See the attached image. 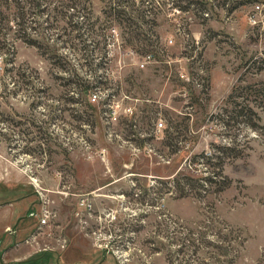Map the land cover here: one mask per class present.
Instances as JSON below:
<instances>
[{
  "label": "rangeland",
  "instance_id": "obj_1",
  "mask_svg": "<svg viewBox=\"0 0 264 264\" xmlns=\"http://www.w3.org/2000/svg\"><path fill=\"white\" fill-rule=\"evenodd\" d=\"M122 1L0 0V264H264V0Z\"/></svg>",
  "mask_w": 264,
  "mask_h": 264
},
{
  "label": "trees",
  "instance_id": "obj_2",
  "mask_svg": "<svg viewBox=\"0 0 264 264\" xmlns=\"http://www.w3.org/2000/svg\"><path fill=\"white\" fill-rule=\"evenodd\" d=\"M115 1H118L119 2V4H120V2H124V1H122V0H115ZM117 9V8H116ZM119 9V8H118ZM118 9H117V11L115 12V15H116V17L118 16V14H120V13H124L125 15H128V14H130V13H128L126 10H119L118 11ZM147 8H143V7H141L140 9H138V11L136 12V15H134L133 17H135V18H133V17H126V18H123L122 20H121V23H123V22H127V24L128 25H133V24H139V21H138V18H141L142 20H144L145 21V15H146V12H147ZM76 15V14H75ZM87 19H88V17H87ZM77 23H76V25L78 26H80V28H82V26H84V24H87V25H89V29L91 30V32H94V27H95V24H93V25H91V24H88L87 23V21L86 20H80V21H76ZM164 130V132L168 135V134H170L171 132H170V128L169 127H166L165 129H163ZM169 136V138L171 139V140H173V139H175L177 136H173L172 134H171V136L170 135H168ZM228 148H230V149H232V145H229V147ZM213 156H212V154L210 155V157L208 156L207 158H209V159H211ZM185 176V177H184ZM182 178H185L186 180H187V184H190V181L192 182V181H197V179L195 178V177H193V176H191V175H189V174H185V175H183V177ZM205 178V180L203 181L204 183H210V181L212 182L213 181V178L211 177V175H207L206 177H202V178H199V179H204ZM182 194H187V193H185V192H182ZM41 255H44L43 257H45V253H43V254H41Z\"/></svg>",
  "mask_w": 264,
  "mask_h": 264
},
{
  "label": "built area",
  "instance_id": "obj_3",
  "mask_svg": "<svg viewBox=\"0 0 264 264\" xmlns=\"http://www.w3.org/2000/svg\"><path fill=\"white\" fill-rule=\"evenodd\" d=\"M150 59H152V55L148 54V55H146L144 57L143 61H138V65L141 66V67H146L147 64H149L150 62H153V61H150ZM182 76H183V78L188 79V77L185 74H183ZM96 98H97V95L95 94L93 100H96ZM117 111H118V109L114 110L112 113L114 115H116ZM130 111L132 112L133 110L130 109ZM163 127H165L163 121H159L156 124V129L157 130H162ZM38 218H39V227L42 228V227H45V226L49 225V220L51 219V214H50V212L48 210L45 209V210L42 211L41 216L40 217L38 216Z\"/></svg>",
  "mask_w": 264,
  "mask_h": 264
},
{
  "label": "crops",
  "instance_id": "obj_4",
  "mask_svg": "<svg viewBox=\"0 0 264 264\" xmlns=\"http://www.w3.org/2000/svg\"><path fill=\"white\" fill-rule=\"evenodd\" d=\"M38 218V217H37Z\"/></svg>",
  "mask_w": 264,
  "mask_h": 264
}]
</instances>
